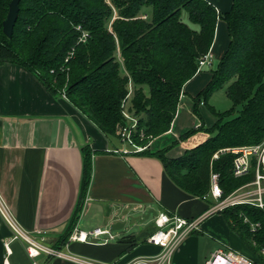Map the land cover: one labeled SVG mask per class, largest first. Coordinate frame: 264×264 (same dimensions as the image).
<instances>
[{
	"label": "trees",
	"instance_id": "16d2710c",
	"mask_svg": "<svg viewBox=\"0 0 264 264\" xmlns=\"http://www.w3.org/2000/svg\"><path fill=\"white\" fill-rule=\"evenodd\" d=\"M11 1L0 0V65L25 68L53 95L63 92L107 137L118 139L127 124L122 106L132 83L128 111L137 119L132 138L140 147L171 130L183 89L197 75L199 59L210 53L218 20H223L229 46L210 82L193 97L194 112L200 117L199 106H209L224 88L234 108L218 113L209 107L216 119L211 127L200 117L198 127L170 146L133 153L158 159L175 185L199 199L210 193L212 174L219 176L223 198L253 181L255 166L235 177V156L225 150L264 140V0H233L225 13L206 0H21L9 38L3 23ZM184 12L197 29L183 20ZM239 105L242 110L232 117ZM199 132L209 138L180 157L168 156ZM92 153L83 148L81 203L57 248L76 228L91 181ZM220 213L264 263V208L241 204ZM250 224L259 227L252 231Z\"/></svg>",
	"mask_w": 264,
	"mask_h": 264
},
{
	"label": "crops",
	"instance_id": "0c3cea01",
	"mask_svg": "<svg viewBox=\"0 0 264 264\" xmlns=\"http://www.w3.org/2000/svg\"><path fill=\"white\" fill-rule=\"evenodd\" d=\"M206 1L219 13L229 11L233 4V0ZM222 21L217 23L210 51L218 60L230 42ZM211 78L212 74L204 76L202 70L185 85L171 130L149 143L151 151L170 146L201 124L191 97L197 96ZM208 138L207 133H196L170 150L168 156L180 157ZM125 146L118 138L107 137L66 97L49 92L25 68L0 65V198L22 232L44 236L47 244L56 247L81 203L83 148L89 147L93 152L92 176L78 214V231L89 234L106 229L121 213L146 208V212L158 215L201 218L200 230L188 235L169 264H207L219 249H231L248 258L252 255L220 212L208 214L213 204L175 185L158 159L137 156ZM110 211L112 217L107 218ZM151 218L152 225L136 233L111 232L114 239L107 243L73 242L68 250L114 264L157 256L161 248L147 241L156 230V217ZM13 236L0 213V264H32L23 243ZM41 261L45 262L43 258ZM47 264L73 263L56 259Z\"/></svg>",
	"mask_w": 264,
	"mask_h": 264
},
{
	"label": "built area",
	"instance_id": "2783aa9c",
	"mask_svg": "<svg viewBox=\"0 0 264 264\" xmlns=\"http://www.w3.org/2000/svg\"><path fill=\"white\" fill-rule=\"evenodd\" d=\"M214 56L208 53L198 61V73L204 68H212ZM133 94L132 83L129 84V93L123 102V115L127 124L120 131V141L132 148L134 153L142 152L148 148L137 146L133 141V133L137 131V119L128 111V100ZM65 97V95H64ZM225 152L235 156L233 163L234 176L241 178L250 173L253 165L255 166V175L252 182L242 186L234 193L223 198V192L219 184V176L212 174L210 193L203 198H211L214 204L210 207L208 214L222 212L226 208L241 204L264 208V140L257 145L226 149ZM217 157V156H216ZM252 188V189H249ZM0 213L13 232V239L23 243L28 257L32 264H47L51 260H64L73 264H114L103 263L92 259L74 255L69 252L68 247L73 242H83L92 244L95 239L97 243L104 244L114 237L111 235L109 227L106 229H95L89 234L78 231L75 228L73 234L66 242L63 248H57L47 244L44 236H31L22 232L13 216L9 213L0 198ZM249 223L247 218L244 219ZM156 230L147 239L148 243L160 247L162 252L154 257L139 258L130 264H169L171 256L182 245L188 235L200 230L201 218L186 220L179 216H171L162 213L156 216ZM251 230L255 231L259 225L250 224ZM264 254V251H263ZM42 258L45 262H42ZM207 264H256L252 259L239 254L231 249L217 250Z\"/></svg>",
	"mask_w": 264,
	"mask_h": 264
},
{
	"label": "rangeland",
	"instance_id": "374dc122",
	"mask_svg": "<svg viewBox=\"0 0 264 264\" xmlns=\"http://www.w3.org/2000/svg\"><path fill=\"white\" fill-rule=\"evenodd\" d=\"M109 1V0H108ZM183 20L189 24L191 27L197 29V26L191 24L188 20V15L186 12L183 13ZM219 21V20H218ZM219 24V22H218ZM222 26L223 28L225 27V22L222 21ZM226 32V31H225ZM216 56V55H215ZM217 57V56H216ZM222 59V58H221ZM220 60H218L217 58H214V65L212 68L206 67L203 69V75L204 76H209L212 74L213 71H215L218 66H219ZM62 96H64L65 94H63V92L61 93ZM195 97V96H194ZM191 101L193 104V97H191ZM208 105L206 106L204 104H201L199 106V113H200V117H202L203 122L207 125V126H211L214 124L215 122V117L214 115L211 113L210 108H213L214 110H216L218 113H224V112H228L231 111L234 108V103L231 101V99H229V97L226 94V88L219 90L218 92H216L208 101ZM127 107H129V104L127 105ZM242 110V106L239 105L236 107L235 109V113L233 114L232 117H235L238 115V113ZM197 116V115H196ZM199 116H197V121L201 122L202 120L200 119ZM183 142V141H182ZM125 147H129L127 144ZM131 148V147H130ZM132 149V148H131ZM252 189V188H249ZM153 222V219L151 218L150 220L144 222L142 225L132 229L131 231L133 232H138L139 229H146L147 227L151 226ZM251 253V251H250ZM252 254V253H251ZM250 259L254 260L257 264H264L262 261H260L256 256H254L253 254L250 255L249 257Z\"/></svg>",
	"mask_w": 264,
	"mask_h": 264
},
{
	"label": "water",
	"instance_id": "95a60500",
	"mask_svg": "<svg viewBox=\"0 0 264 264\" xmlns=\"http://www.w3.org/2000/svg\"><path fill=\"white\" fill-rule=\"evenodd\" d=\"M21 0H12L9 6V13L6 20L3 23L4 34L11 38L13 36L16 21L18 19L20 10ZM158 214L153 211H147L146 208L139 211L138 209L127 210L120 214L116 220H114L108 227L110 232H119L132 230L144 222L151 219V217H156ZM112 217L111 211L107 214V218ZM97 243V240H93L92 244Z\"/></svg>",
	"mask_w": 264,
	"mask_h": 264
}]
</instances>
